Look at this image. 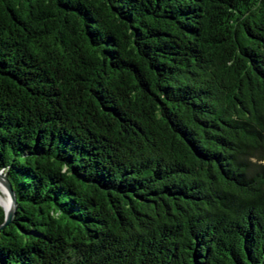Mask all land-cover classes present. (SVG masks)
<instances>
[{"label": "trees", "instance_id": "16d2710c", "mask_svg": "<svg viewBox=\"0 0 264 264\" xmlns=\"http://www.w3.org/2000/svg\"><path fill=\"white\" fill-rule=\"evenodd\" d=\"M0 264H264V0H0Z\"/></svg>", "mask_w": 264, "mask_h": 264}, {"label": "water", "instance_id": "95a60500", "mask_svg": "<svg viewBox=\"0 0 264 264\" xmlns=\"http://www.w3.org/2000/svg\"><path fill=\"white\" fill-rule=\"evenodd\" d=\"M0 188L5 192L6 196L8 197L12 207L10 212L7 214L3 207L0 205L1 209L4 213V225H7L11 222L14 212L16 210V196L13 190V187L7 177L0 171Z\"/></svg>", "mask_w": 264, "mask_h": 264}, {"label": "bare ground", "instance_id": "6f19581e", "mask_svg": "<svg viewBox=\"0 0 264 264\" xmlns=\"http://www.w3.org/2000/svg\"><path fill=\"white\" fill-rule=\"evenodd\" d=\"M0 205L3 207V209L7 214L10 212L12 205L8 197L6 196L5 192L2 190L0 192Z\"/></svg>", "mask_w": 264, "mask_h": 264}, {"label": "rangeland", "instance_id": "374dc122", "mask_svg": "<svg viewBox=\"0 0 264 264\" xmlns=\"http://www.w3.org/2000/svg\"><path fill=\"white\" fill-rule=\"evenodd\" d=\"M1 190H2V189L0 188V192H1ZM2 191H3V190H2Z\"/></svg>", "mask_w": 264, "mask_h": 264}]
</instances>
